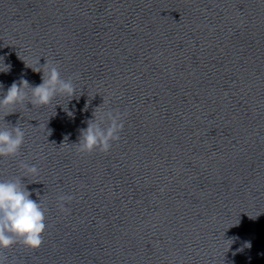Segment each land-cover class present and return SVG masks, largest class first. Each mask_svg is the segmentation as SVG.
<instances>
[{
  "label": "water",
  "instance_id": "water-1",
  "mask_svg": "<svg viewBox=\"0 0 264 264\" xmlns=\"http://www.w3.org/2000/svg\"><path fill=\"white\" fill-rule=\"evenodd\" d=\"M38 60L79 98L0 106L25 133L0 178L20 177L46 223L5 264H264V0H0V95L40 83ZM108 110L119 138L81 150Z\"/></svg>",
  "mask_w": 264,
  "mask_h": 264
},
{
  "label": "clouds",
  "instance_id": "clouds-1",
  "mask_svg": "<svg viewBox=\"0 0 264 264\" xmlns=\"http://www.w3.org/2000/svg\"><path fill=\"white\" fill-rule=\"evenodd\" d=\"M3 64L6 67H0V72L10 70V63L3 62ZM27 65L34 71L41 72V82L32 85L24 77H21L19 81L13 80L6 91L0 95V106L15 105L25 101H30L31 104H48L58 93L66 95L68 100L72 99L74 95L77 99L79 98L76 95L73 80L63 78L59 68L54 63L41 64L38 60V66L36 67L30 64ZM39 65H43V67ZM29 86L31 88L30 95L26 90ZM85 107L87 106L85 105ZM66 111L68 115H74L68 107ZM105 120H107V124L102 126ZM123 126L124 121L118 111L108 110L99 118H96L93 113V118H90L86 127L80 130L79 138L82 137L80 140L81 150L90 151L97 146L107 150L111 146V142L119 138ZM24 137V130L18 124L11 127H0V156L16 154L24 143ZM21 167L25 170V175L38 173L36 164H28L22 161ZM31 191L20 177L0 178V250L16 242H21L33 248L42 243V233L46 227L45 207L40 199L37 200L32 197ZM57 199L64 201L71 199V196L61 194ZM60 207L64 208V204L61 203ZM239 223L240 220L228 227ZM238 238L235 236L227 238L226 240H230L227 249ZM244 246L251 247V241L246 240L244 245L238 248L237 251H242ZM0 264H5L2 255H0Z\"/></svg>",
  "mask_w": 264,
  "mask_h": 264
}]
</instances>
